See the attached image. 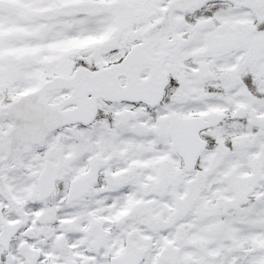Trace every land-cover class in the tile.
Segmentation results:
<instances>
[{
	"label": "snow or ice",
	"instance_id": "6c2138e0",
	"mask_svg": "<svg viewBox=\"0 0 264 264\" xmlns=\"http://www.w3.org/2000/svg\"><path fill=\"white\" fill-rule=\"evenodd\" d=\"M0 264H264V0H0Z\"/></svg>",
	"mask_w": 264,
	"mask_h": 264
}]
</instances>
